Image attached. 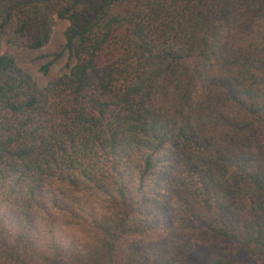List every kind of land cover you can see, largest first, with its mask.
Here are the masks:
<instances>
[{"label": "trees", "instance_id": "1", "mask_svg": "<svg viewBox=\"0 0 264 264\" xmlns=\"http://www.w3.org/2000/svg\"><path fill=\"white\" fill-rule=\"evenodd\" d=\"M262 70L264 0H0V264H264Z\"/></svg>", "mask_w": 264, "mask_h": 264}, {"label": "rangeland", "instance_id": "2", "mask_svg": "<svg viewBox=\"0 0 264 264\" xmlns=\"http://www.w3.org/2000/svg\"><path fill=\"white\" fill-rule=\"evenodd\" d=\"M69 23L63 20H57L54 26V32L50 43L41 50L30 51L19 49L10 45H5L4 50L14 54L17 57L19 65L40 85H47L56 78L67 73L66 65L68 54L64 50L65 31ZM62 53V57L50 67L45 74L41 68L44 64L53 59L56 54ZM262 86H264V70L259 72ZM225 251L224 242L216 237L211 238L206 244L197 245L192 252L189 264H214V262L223 255Z\"/></svg>", "mask_w": 264, "mask_h": 264}]
</instances>
